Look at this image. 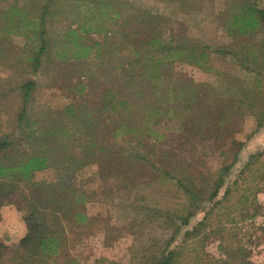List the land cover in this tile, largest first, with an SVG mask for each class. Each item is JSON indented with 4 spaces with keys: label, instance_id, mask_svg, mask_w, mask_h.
Instances as JSON below:
<instances>
[{
    "label": "rangeland",
    "instance_id": "rangeland-1",
    "mask_svg": "<svg viewBox=\"0 0 264 264\" xmlns=\"http://www.w3.org/2000/svg\"><path fill=\"white\" fill-rule=\"evenodd\" d=\"M36 1L0 0V14L9 13L15 3L28 4L24 10L27 16L22 17L27 21L22 26H16L15 21L11 31L0 33V138L10 134L11 139V132L12 135L17 133L15 126L23 106L20 85L28 77L35 80V86L26 104V117L35 123H82L75 121L65 107L74 106L77 112L85 107L88 111L98 108L104 90L112 85L108 80L123 76L126 65L134 67L131 73L135 79L141 78L142 69L135 58H143L146 47L140 49L141 56H135L132 53L134 40L104 45L105 39L116 34V38H121L123 30H135L136 25L146 32L151 20L135 22L133 13L138 10L147 11L143 13L145 17L159 15L155 29L163 38L184 35L199 47L205 46L207 52L199 63H194L190 51L163 57L165 68L161 71H166L170 77H158L156 82L162 85L159 93L165 95L172 84L176 86L178 92L173 90L172 93L178 96L174 99L178 106L174 110L179 113L188 105L187 112L184 108V121L163 118L158 123H147L155 133L144 137L146 130L139 127L146 123H131L143 112L135 103L130 113L116 114L119 116L107 120V125L100 123L95 139L107 144L105 152L98 157L100 161L89 162L73 171H64L54 162L34 171L31 181L35 185L31 190L37 189L39 196H44V190L54 192L62 188L64 191L70 186L86 196L82 210L89 220L67 233L61 253L50 264H147L144 255L159 253L171 237L172 228L160 226L152 216L147 219L141 216L147 206L171 211L181 198L174 180L160 175L162 167L172 173H181L184 167L187 170L183 174L192 176L190 178L208 189L211 178L226 165H230V170L219 197L227 183L236 179L237 184L232 185L227 200L214 212L217 214H212L210 225L220 232L208 238L204 248L209 255L224 257L219 249L223 240L224 245L242 248L248 264H264V152L259 154L264 151V125L258 127L257 116L244 112L246 108L239 109L238 104L235 109L232 107V101L240 98L236 81L246 86L255 85L256 73L245 70L251 57L259 54L258 61L264 63V24L250 34L237 32L232 14L242 7L243 0H197L193 8L171 0H56L49 9L45 27L46 51L33 72L24 58L30 54V46L36 43L33 35ZM253 3L264 8V0H253ZM1 16L0 28L6 24V16ZM13 17L19 15L15 13ZM126 19L128 21L122 23ZM71 29H77V34L66 33ZM77 41L81 44L76 45ZM259 49L263 52L259 53ZM152 55L158 54H149ZM129 61L133 64H127ZM259 73L263 76L264 68ZM144 78L149 80L147 74ZM122 83H116L117 92L123 98H136L140 86L129 88ZM263 86L261 80L260 87ZM262 91L264 94V89ZM145 92L149 91L142 88L139 93ZM196 93L200 101L196 100ZM150 97L147 99L151 100ZM137 98L140 101L143 97ZM121 121L132 124L134 130L121 129ZM115 126L117 136L111 130ZM139 139L144 141L143 151L149 160L133 163L129 160L131 153L122 151V145L130 140L134 144ZM27 148L37 151L39 145L36 142ZM238 149L240 156L234 160ZM252 154L260 156L246 169ZM2 156L5 160L11 158V144L0 150V158ZM153 165L161 169L157 171ZM27 181L24 180L20 188L24 195L29 193ZM242 189L246 190L245 200L241 196ZM32 194L33 191L29 193ZM24 195L0 206V243L10 248L27 232L25 216L31 207ZM64 195L62 193V197ZM135 203L140 205L137 209L140 214L133 215ZM203 215L199 213L190 225ZM175 241L181 244L182 236ZM193 246L202 249L198 243Z\"/></svg>",
    "mask_w": 264,
    "mask_h": 264
},
{
    "label": "trees",
    "instance_id": "trees-1",
    "mask_svg": "<svg viewBox=\"0 0 264 264\" xmlns=\"http://www.w3.org/2000/svg\"><path fill=\"white\" fill-rule=\"evenodd\" d=\"M171 1H181V5L183 3V6L187 8H193L197 0ZM55 2L56 0H37L35 2L36 4L34 3L35 10L37 11V15L33 18L35 21L33 35L36 43L30 46V54L24 58L26 62L31 64L33 72L38 69L42 54L46 51L45 27L48 16L50 15L49 9H52ZM27 5L26 2L23 5L15 3L11 6V11H9V13L0 14V16L2 15L1 17L6 16V24L0 28V33L2 30L11 31L15 21L16 26H22V23L27 21L22 18L23 16H27L24 12ZM146 12L147 11L138 10L133 13L135 15L133 16L135 22L147 23V19L151 20L147 23L148 28L146 32L136 25L135 30H123L121 38H116L118 37L116 34L104 41V45L108 42L112 45H117L118 42L129 43L134 40L136 45L133 44L134 49L132 53L135 56H141L140 49L146 47L143 58H135L136 64H139V68L142 69L139 73L141 78L135 79V75L132 74L134 72V67L128 68L126 65L124 66L125 77L124 75L121 77L114 76V78L116 77L115 79L111 78L108 80L112 85L104 90L98 108L94 107L91 111H88L85 107L83 110L77 109V112L74 106H66L65 110L70 112L71 117L74 118L75 121H82V123H35L30 121L29 118L26 117V104L35 86V80L28 77L21 82L20 87L23 97V106L19 113V123L15 126L17 133L12 135V131L11 139L10 134L3 135L0 138V150L11 144V158L5 160V155L0 158V206L8 202H13L14 198H19L24 195L20 189L24 180H28L27 182L30 183V186L29 183H27L29 186V193L33 191V194L31 196L29 193L24 195L25 201L29 202L31 207L29 213L25 216L27 232L17 244L11 248L4 243H0V264H8L9 262V264L54 263L57 255L61 253V249L68 236L67 233L72 232V230H74L73 228L78 227L80 223L89 220V217L82 210V205L86 200L84 193H78L73 188L71 189L70 186L64 191H61L62 188H56L54 192H51L49 189L44 190L42 194L45 197L39 196L37 189L31 190V187L35 185V183L31 181V176L34 171L43 169L54 162H58L59 166H62L64 171H73L81 169L89 162L100 161L98 157L107 149V144L95 139L96 134L97 136L99 135L101 125H107V120L111 121L112 118L119 116H116V114H121V112L126 114L130 113L135 103H138V109L141 111L143 109V116L141 114L140 117H137L136 120L131 121V123H137L139 121L146 123L144 127H139V129L145 128L146 131L142 134L144 137H150V134L153 135V133H155L148 125L150 123H158L163 118H180V121H184V108L187 112L188 105L185 104V107H182L183 111H178L179 113L174 110V107L178 106L175 102V98L178 96L176 93H172L173 90L178 92L176 86L172 84L169 87L170 90L166 88L165 95H162L159 93L162 85L157 83L156 80L160 75L167 79L170 77L167 76L166 71H161L165 68V63L163 62L164 56H174L176 54H182L184 51H190V54L195 58L194 63H199L207 53L205 52L206 47H199L197 42H193L192 40L189 41L184 35H178L176 38L171 37L168 40L163 38L158 33L159 31L155 29L157 25L155 22H158L160 19L159 15L149 14V16L145 17L143 13ZM15 13L19 15L18 18L13 17ZM127 21L128 19L122 20V23H126ZM232 21V24L236 25L237 32L250 34L254 32L261 23L264 24V8L254 4L253 0H243L242 7L232 14ZM66 33L70 34V36H74L77 34V29L67 30ZM141 34L146 35L142 37ZM72 38L73 37H71V39ZM80 44V42H76V45ZM1 45L2 44H0V52L2 50ZM262 52L263 50L259 49V53ZM153 53L158 55L149 56V54ZM98 54L100 56L99 50L97 51V55ZM258 55L251 57L250 64L248 63L245 67L246 71L256 73L255 85L246 86L244 83L236 81V87L238 88L240 98L232 101V107L235 109V104H238L239 109L246 108L244 112H249L257 116L258 127H260L264 125V94H261L264 88L260 87L261 80L264 83V75L262 76L259 70L264 68V63L262 64V62L258 61ZM111 56L114 55L112 54ZM117 60L119 59L117 58ZM127 64L133 63L129 61ZM146 74L149 80H145L144 77ZM258 75H261V78H258ZM118 82H123L122 84L124 86L129 85V88L139 85L140 89L136 92V98H123V95L117 92L116 83L118 84ZM81 87H84L83 84H81ZM82 88L78 90L82 91ZM142 88L147 89L149 92L139 93ZM184 90L185 88H182V92H184ZM150 95L151 100H148L147 97ZM137 96L143 98L139 101ZM192 96L193 94H191L190 97ZM195 96H197L196 100L200 101L198 93H196ZM142 102L144 105L141 104ZM200 105H203V103L201 102ZM102 115L103 117H101ZM100 123L104 124L100 125ZM117 128L116 126L111 128L116 136ZM120 128H125L127 131L134 130L132 124L123 123L122 121ZM25 139L28 141L22 143ZM36 142L39 145V149L37 151H29L27 146H32L36 144ZM143 142L144 141L139 139L133 144L130 140L122 145V151L131 153V155H129L130 157H128L133 163L135 160L136 162L149 160L146 158L143 151ZM125 146L129 148L125 149ZM239 151L240 149L236 151L234 160H238L240 156ZM263 152L262 150L259 154ZM259 154L250 155L245 165L246 169L250 167L254 158L260 156ZM153 167L157 171L161 169L159 166L153 165ZM162 170L163 172H161L162 174L160 173V175H165L174 180L176 191L181 198L180 201L171 208V211L163 212L162 208H150L147 206V210L141 216L142 219H147L152 216V220L156 219L158 221L157 224L160 226L172 228L171 237L165 241V245L160 249L159 253L144 255L145 263L248 264L246 254H244L242 248H236L230 244L224 245L222 243L223 240H221L222 242L219 245V249L224 254V257L219 258L209 255L204 248V243L208 238L220 232V230L213 229L210 225L212 214H217L214 212L220 208L224 200H227V196L231 193L232 185L237 184L236 179L227 183L222 196L219 197L220 190L225 185V177L230 170V165L224 166L214 175V178H211L208 189H205L200 181L197 182L190 178L192 176L183 174V171L187 170L184 167H181V173H172L165 167H162ZM242 191L244 192L241 196L245 200L247 198L245 195L246 190L242 189ZM62 193L65 194L63 197ZM68 193H70L69 197H67ZM75 193H78L76 197L74 196ZM139 206L140 205L136 203L133 205V215L140 214L137 211ZM201 212L204 213L203 217L196 221L195 224L190 225L191 220ZM179 235L182 236L181 244L175 241V238ZM197 243L202 249H197V247L195 248L194 246L192 247L193 244L196 245ZM3 259H10V261L7 262V260Z\"/></svg>",
    "mask_w": 264,
    "mask_h": 264
}]
</instances>
